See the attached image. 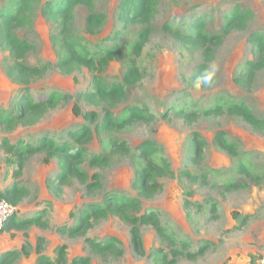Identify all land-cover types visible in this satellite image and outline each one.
I'll use <instances>...</instances> for the list:
<instances>
[{
    "label": "rangeland",
    "instance_id": "obj_1",
    "mask_svg": "<svg viewBox=\"0 0 264 264\" xmlns=\"http://www.w3.org/2000/svg\"><path fill=\"white\" fill-rule=\"evenodd\" d=\"M45 1L37 0L32 25L21 27L16 33L34 46L26 58L29 64L49 65L43 76L30 84L32 97L44 100L53 92L62 97L37 123L10 132L0 130V138L6 136L12 143H34L43 136L62 141L68 139L69 131L88 124L91 133L80 144L70 138L68 141L85 150L79 168L88 176L98 174L101 187L89 193L76 178L60 183L56 177L61 163L56 157L45 162L44 153L29 156L21 168L6 164V154L0 147V189L17 183L27 190L16 207V218H28L41 208L49 222L48 228L35 225L13 230V237L2 231L0 257L11 251L17 255L7 264H36L40 249L51 264H58L56 247L65 244L64 264H70L76 255L88 257L90 264H103L104 259L108 264H243L247 259H259L261 252L253 250L264 242V130L255 129L226 111L206 114L205 110L215 105L225 108L229 102L241 100L254 113H264V64L251 79L239 78L246 62L256 59L250 42L252 32L264 35V0H158L150 21L152 31L136 55L132 49L141 26H121L120 0L94 1V9L106 16L102 29L95 34L84 30L89 10L79 5L74 11L73 32L88 46L118 48L124 56L110 61L102 71L80 67L67 74L55 67L50 38L57 26L42 14ZM235 5L247 10L249 19L241 29L224 31V15ZM198 17L204 18L208 33L219 36L208 60V65L215 62L219 66L218 71L210 86L199 88L190 79L204 62L203 48L182 45L163 29L166 24L190 32L187 23ZM7 57V51L0 48V109L10 110L21 86L4 72ZM132 59L140 77L126 88L125 98L112 111L120 118L127 106H138L151 112L155 119L150 123L133 122L120 130L96 127L103 116V104L78 99V94L91 91L96 74L106 82L120 80ZM180 109L189 115H176ZM90 112L93 121L88 119ZM218 131L227 141L235 142L236 155L217 146L214 138ZM112 137L126 142L129 153L112 154ZM147 142L156 147L152 158L157 162L167 159L172 169L170 176L158 178L162 189L149 198L139 196L135 185L136 170L144 165L140 149ZM94 153L108 154L107 163L91 165L89 158ZM240 164L246 170L240 171ZM17 169L19 173L14 175ZM185 171L195 178L187 177ZM233 182L239 186L227 191L225 185ZM111 190L136 197V215H156L169 237H161L150 224H139L140 243L134 246L130 225L116 215L94 222L91 229L77 237L57 230L58 226L75 223L71 212L78 213L86 203L100 201ZM111 238L121 250L120 256L96 255L86 241L104 242Z\"/></svg>",
    "mask_w": 264,
    "mask_h": 264
},
{
    "label": "trees",
    "instance_id": "obj_2",
    "mask_svg": "<svg viewBox=\"0 0 264 264\" xmlns=\"http://www.w3.org/2000/svg\"><path fill=\"white\" fill-rule=\"evenodd\" d=\"M94 1L46 0L41 7L43 16L57 26V32L50 39L56 56L55 67L61 73L67 74L80 67L102 71L110 61L116 58H123L124 56L123 51L118 48L103 47L101 45H97L94 48L88 46L81 37L73 32L74 11L79 5H83L89 10L85 17L84 30L89 34H95L102 29L106 16L104 13L94 9ZM36 2L37 0H3L0 4V48L8 53L4 64V72L12 82L21 86L20 92L13 101L10 110L0 109V130L3 133L13 131L20 126H30L37 123L50 109L56 107L62 97L53 92L47 99L35 100L30 94V84L33 80L42 77L49 65H31L26 61L27 55L33 50L34 46L28 39L19 37L16 30L32 25ZM157 2L158 0H120L119 2L118 19L121 22V26L125 27L128 24H139L141 26L136 33L137 41L132 49L135 55L139 53L150 36L152 31L150 21L154 16ZM248 19V11L241 9L240 5H235L224 15V31L241 29ZM187 25L188 29L191 30L190 32H184L180 28L169 27L166 24L163 29L182 45H199L203 48L204 62L197 66L195 73L190 79L194 83L196 78L208 68V60L212 52L211 48L218 42L219 36L206 31L203 17L195 18ZM115 34H117V31ZM250 42L255 47L256 59L246 62V69L241 72L240 79H251L254 72L264 64V35L260 32H252ZM139 77V68L134 59L130 61L120 80L106 82L104 78L97 74L93 76L91 91L80 93L77 98H84L87 102L98 100L103 104V116L96 127L101 126L105 130H120L133 122L144 121L150 123L155 119L151 112L138 106H127L124 111L125 114L120 118H117L112 111L125 98L126 88L133 86ZM224 111L230 115L242 118L255 129L264 130V113H254L241 100L231 101L225 108L221 105H215L206 109L205 113H222ZM87 115L89 121L94 120L93 112ZM176 115L187 117L189 114L180 109L179 112L176 111ZM90 133V125L83 124L79 129L69 131L68 139L62 141L43 136L34 143H26L22 140L12 143L6 136H3L0 138V147L6 154L5 163L16 165L18 168L23 166L25 159L35 154L44 153L45 162H49L52 157H56L61 163V171L56 177L60 183L71 177L76 178L85 184L87 192L93 193V191L101 187L100 176L95 173L88 176L87 172L80 170L79 165L84 162L85 150L74 147L68 141L70 138L72 142L80 144ZM214 141L219 148L227 153L231 155L237 154L235 142L227 141L223 132L218 131ZM109 144L112 154L129 153L127 143L120 141L118 138H110ZM155 150V144L150 142L145 143L140 149V156L144 161V165L136 170L135 185L138 188V195L141 197L149 198L155 195L162 189V184L158 182V178L172 174V169L167 159L161 158L157 162L152 158V153ZM107 161L108 154L103 153H94L89 158V163L95 166H102ZM239 168L240 171L246 170L245 166L241 164ZM18 173L19 170L17 169L14 175H18ZM184 173L189 178H195L188 171ZM89 179L91 180L89 181ZM238 186V183L233 182L226 184L225 189L229 191ZM26 194L27 190L19 187L17 183L0 190V198L15 207L23 200ZM138 205L139 200L136 197L123 195L111 190L106 192L100 201L86 203L84 208L78 213L71 212L70 216L75 220V223L71 226H58L57 230L71 237H77L91 229L94 222L107 218L109 215H116L130 225V234L134 246H138L140 243L139 224L152 225L161 237L167 239L169 236L156 215H136ZM45 213L44 210H41L25 219L16 218V213H14L6 222L3 230L11 232L12 230H23L35 225L41 228H48L49 222L45 220ZM11 236L13 237L14 234L11 233ZM86 241L90 251L101 257L109 255L120 256L122 254L112 238L104 242H96L90 239ZM66 250L67 246L65 244L56 247V262L58 264L66 262ZM201 251L202 249L197 254ZM37 253L36 264H51L50 260L41 254L40 249L37 250ZM16 255V252L6 251L0 257V264H7ZM25 255H28V253L25 252ZM103 261V264H108L106 259ZM70 264H90V259L76 255L72 257Z\"/></svg>",
    "mask_w": 264,
    "mask_h": 264
},
{
    "label": "built area",
    "instance_id": "obj_3",
    "mask_svg": "<svg viewBox=\"0 0 264 264\" xmlns=\"http://www.w3.org/2000/svg\"><path fill=\"white\" fill-rule=\"evenodd\" d=\"M15 210V206L0 198V232L3 230L9 218L15 213ZM254 264H264V258L257 259Z\"/></svg>",
    "mask_w": 264,
    "mask_h": 264
},
{
    "label": "clouds",
    "instance_id": "obj_4",
    "mask_svg": "<svg viewBox=\"0 0 264 264\" xmlns=\"http://www.w3.org/2000/svg\"><path fill=\"white\" fill-rule=\"evenodd\" d=\"M218 67L219 66L215 62L211 63L208 68L196 78L194 86L197 88L202 85L210 86L212 84L214 74L218 71Z\"/></svg>",
    "mask_w": 264,
    "mask_h": 264
},
{
    "label": "crops",
    "instance_id": "obj_5",
    "mask_svg": "<svg viewBox=\"0 0 264 264\" xmlns=\"http://www.w3.org/2000/svg\"><path fill=\"white\" fill-rule=\"evenodd\" d=\"M7 187H9V186H6L5 188H7ZM0 190H4V189H0ZM42 209L41 208H39L37 211H36V213H38L39 211H41ZM35 213V214H36ZM33 216V215H32ZM3 231H6V230H3ZM13 231V230H12ZM11 231V232H12ZM2 232V231H1ZM0 232V233H1ZM11 232H9V233H11ZM3 233V232H2ZM11 235V234H10ZM256 252V251H260L261 252V254H262V256H260V257H258V258H261V257H263L264 258V242H262V246H261V248H257L256 247V250H253V252ZM257 259V258H256ZM256 259H254V260H249V259H247L245 262H243V264H254L255 263V261H256Z\"/></svg>",
    "mask_w": 264,
    "mask_h": 264
}]
</instances>
